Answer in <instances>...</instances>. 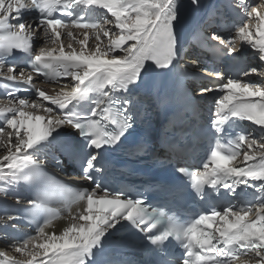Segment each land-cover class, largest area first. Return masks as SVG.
Listing matches in <instances>:
<instances>
[{"label": "snow or ice", "instance_id": "snow-or-ice-1", "mask_svg": "<svg viewBox=\"0 0 264 264\" xmlns=\"http://www.w3.org/2000/svg\"><path fill=\"white\" fill-rule=\"evenodd\" d=\"M191 4L198 8L200 0ZM82 7H99L108 15L88 22L78 15ZM182 9L180 0H0V80L12 82L3 85L12 99L0 106V148L5 153L0 156V193L7 196L21 182L34 183L38 192L27 201L26 211L44 212L35 235L16 243L15 252L25 258L0 251V264H130L118 257L137 241L144 242L149 256L143 264H264V3L220 0L208 13L207 43L234 58L241 51L234 46L239 40L256 51L259 63L226 80L217 71L215 84L201 86V96L221 93L208 124L201 126L203 134L217 139L202 162V171L177 170L191 178L202 199L206 186L235 193L241 185L254 188V199L222 211L213 206L180 223L147 207L143 198L123 190L112 192L103 183L108 154L134 130L155 77L185 75L177 31ZM31 11L37 16L26 19ZM54 13L69 17L70 25L92 30L94 44H88V31L79 40L67 31L66 36L80 47L77 50L69 43L65 50L61 30L70 26L69 21ZM40 34L57 47L33 52V40ZM16 53L31 54L30 71L15 61L6 64ZM41 75L70 78L71 88L65 85L49 94L33 84ZM253 76L258 82L249 79ZM17 83L34 89L39 102L19 98ZM175 103L179 122L190 119L186 113L198 114V106L186 92H177ZM239 120L258 128L259 138L240 130L222 143L219 137L225 125ZM137 147L144 150L147 145ZM238 157H242L239 165L234 163ZM50 161L61 170L79 169L90 182V187L73 195L77 207L67 209V226L58 234L53 226L58 210L48 207L50 194L44 190ZM16 203H21L19 196ZM19 218L0 214V228L15 231ZM174 242L182 252L179 258L171 253Z\"/></svg>", "mask_w": 264, "mask_h": 264}, {"label": "bare ground", "instance_id": "bare-ground-1", "mask_svg": "<svg viewBox=\"0 0 264 264\" xmlns=\"http://www.w3.org/2000/svg\"><path fill=\"white\" fill-rule=\"evenodd\" d=\"M185 0H180V3L182 4ZM261 3H264V0H259ZM202 8L203 6H201L197 12V14L195 15L194 19H197L198 17H200L201 15H204L202 13ZM188 22V21H187ZM255 21L253 22V28H252V32L255 34ZM187 24V23H186ZM185 26V25H184ZM180 32H182V29L180 31H178V33L180 34ZM74 35H76V33H74ZM258 38V37H257ZM79 39H83V34H80L79 35ZM236 46L239 47V49L241 50H252V48L248 45V44H241V42L239 40H236ZM107 41L105 40V43ZM88 44L91 46L94 44V36L92 38V35L89 36V41H88ZM256 57L252 60V63L253 64H258L259 63V59H258V56L255 55ZM46 90L49 92V94H54L55 91H58V89H56V87L54 85H50L46 88ZM8 103L6 104H3V105H7ZM41 115H43L44 113H40ZM4 151L2 148H0V156L4 155ZM241 160H242V157H241ZM3 185H0V187H2ZM3 195V193H0V197ZM77 206L75 207H72L73 211L76 209ZM4 213L0 207V214ZM68 216V211L67 209H65V213L63 216H61L60 218L56 219L53 221V226L55 228V230H57V234L59 233V231H62L63 227L64 226H67V220L65 219V217ZM53 229L52 228H49L48 231H52ZM5 247L3 245V243H0V249L3 250ZM12 256H16L17 258H20V259H24L25 257H22V256H19V254H17L16 252L12 253Z\"/></svg>", "mask_w": 264, "mask_h": 264}]
</instances>
